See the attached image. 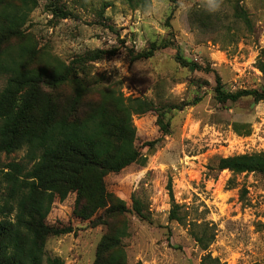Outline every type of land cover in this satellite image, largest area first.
<instances>
[{
  "label": "rangeland",
  "instance_id": "obj_1",
  "mask_svg": "<svg viewBox=\"0 0 264 264\" xmlns=\"http://www.w3.org/2000/svg\"><path fill=\"white\" fill-rule=\"evenodd\" d=\"M60 1L72 13L68 18L54 15L48 0H39L29 11L24 30L43 51L32 66L69 64L96 49L116 50L85 62L80 77L88 78L90 89L115 88L158 105H183L167 112L166 135L158 123L159 111L134 115L136 143L147 163H132L107 179L131 208L136 198L148 217L131 210L114 219L126 228L128 264H200L209 251L224 264H264V174L216 168L221 157L264 152V100L245 95L222 103L214 91L217 75L229 92L264 87L258 68L264 47V0H239L250 12L253 31L234 16L238 0H151L145 7L119 0L105 10L101 0ZM165 40L175 46L137 58L152 43ZM178 48L207 69L182 66L176 59ZM5 81L0 76V91ZM235 123L241 133L235 131ZM12 161L32 165L25 149L0 151V205L5 191L1 170ZM170 184L182 222L170 220ZM73 204L74 194L55 204L52 222L70 220L74 231L51 236L47 254L60 256L65 264H94L108 228L82 224L73 214ZM205 233L215 237L208 250L195 240Z\"/></svg>",
  "mask_w": 264,
  "mask_h": 264
},
{
  "label": "trees",
  "instance_id": "obj_2",
  "mask_svg": "<svg viewBox=\"0 0 264 264\" xmlns=\"http://www.w3.org/2000/svg\"><path fill=\"white\" fill-rule=\"evenodd\" d=\"M48 1L54 15H72L62 1ZM101 1L105 10L119 0ZM124 1L145 7L151 0ZM235 3L234 16L253 31L249 10L239 0ZM38 4L39 0H18L17 4L0 0V76L6 79L0 91V151L11 154L25 149L26 158L32 163L28 167L12 161L1 170L5 191L0 205V264H65L60 256L48 255L46 247L51 236L74 231L70 220L64 224L52 222L51 218L55 204L71 194L73 214L82 224H104L108 228L98 243L94 264H128L123 245L126 228L115 224L114 219L131 210L148 217L136 198L131 208L109 187L107 179L132 163H147L148 157L136 143L134 115L159 111L158 123L166 135L170 133L167 112L182 109L183 105H158L150 98L127 97L115 88L102 92L90 89L88 78L80 77L85 62L114 55L116 50L96 49L69 64L60 61L57 66H32L43 51L24 26L29 11ZM11 42L19 44L13 47ZM170 46H175L170 40L154 42L137 58H150ZM176 59L191 70L207 69L183 56L180 48ZM258 68L264 75V47ZM216 83L215 97L222 103L238 101L245 95L264 100V87L229 92L218 75ZM234 129L241 133L239 124L235 123ZM216 168L234 174H264V152L221 157ZM169 189L173 203L170 220L182 222L181 206L171 184ZM214 239L206 233L195 237L203 250H208ZM200 264L224 263L209 251Z\"/></svg>",
  "mask_w": 264,
  "mask_h": 264
}]
</instances>
